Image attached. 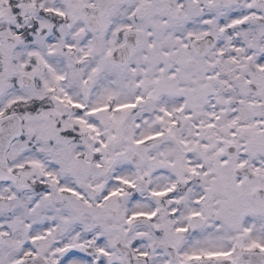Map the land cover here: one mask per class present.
Instances as JSON below:
<instances>
[{
    "label": "snow or ice",
    "instance_id": "6c2138e0",
    "mask_svg": "<svg viewBox=\"0 0 264 264\" xmlns=\"http://www.w3.org/2000/svg\"><path fill=\"white\" fill-rule=\"evenodd\" d=\"M0 264H264V0H0Z\"/></svg>",
    "mask_w": 264,
    "mask_h": 264
}]
</instances>
